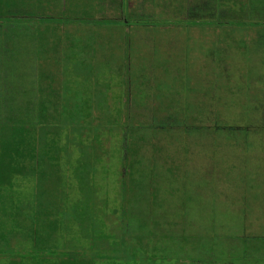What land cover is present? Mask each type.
Instances as JSON below:
<instances>
[{
    "label": "trees",
    "instance_id": "trees-1",
    "mask_svg": "<svg viewBox=\"0 0 264 264\" xmlns=\"http://www.w3.org/2000/svg\"><path fill=\"white\" fill-rule=\"evenodd\" d=\"M78 1L0 0V264H41L43 251L38 250V246L44 248L50 233L56 229L54 221L48 220L46 223L44 218L49 207L55 212L56 204L55 201L48 200L46 193L32 196L35 182L40 178L37 174L38 166L43 159H48L56 176L55 184H60L64 177L84 181L98 166V158L94 155L89 157L91 152L86 153L84 149L87 147L98 150L103 144L100 137L104 133L115 134V139H110L112 142L107 150L120 166V209L124 216L130 213L140 221L142 218L138 217L141 208L137 206L138 210H135L134 206L147 203L148 209L152 210L149 216L155 220V227L160 232L157 237L150 229L141 228L144 223L140 224L139 232L134 233H139V236H134L135 240H130L127 245L122 242L123 251L112 239V252L123 257L129 256L126 261L119 263L168 264L172 255L183 259L179 261L180 264H195L193 258L187 256L185 260L183 257L190 253L185 250L184 244H180L187 239L186 235L176 233L175 241L174 231L176 227L181 229L187 222V209L193 200L191 192L198 193V188L195 189L193 183H188L189 176L184 172L190 168L187 166L189 154L199 156L197 153L206 152L202 147L209 143L206 140L208 135L196 134L194 131L201 127L203 115L211 113L216 103L212 98L208 100L204 97H200L198 102L201 103L198 106L192 102V109H189L191 103L187 101H183L181 107L174 105L173 102L176 101L172 98L168 103L166 100L158 103L156 96L147 97L149 82L145 80L138 65L134 70V77L140 80L141 98L137 102L128 90L132 69L129 40L153 42L154 51H165L170 61H160V70L156 75L176 78L184 68L189 67V63L171 61V52L179 49L180 59H183V51L200 41H206L205 36L210 33L215 37L219 25L234 27L228 31L230 35L227 38L239 34H247L248 38L256 37L259 25L251 22L252 20L236 24L234 17V5L246 3L248 11L245 12L243 5L239 15L243 17L242 14H246L245 18H252L249 0H206L203 12L199 5L192 4L195 0H81V4ZM228 2L232 3V7ZM144 3H149L147 9L143 6ZM214 6L216 12H211ZM223 9H227L228 13L233 10L234 24L231 23L232 16H227L226 12H222ZM81 13L85 15L83 18L80 17ZM211 19L219 24L205 22ZM74 28L83 33L79 39L73 35ZM144 31L152 33L150 40L142 38ZM61 34H67L65 45L72 52L69 58L72 62L79 63L81 69L90 71V77H79L81 79L78 80V72L74 71V74L70 65L64 69L65 74L63 72L61 75L51 69H59L62 63L60 60L65 57L50 44L58 41ZM115 34L121 38L120 49L125 43L121 50L125 61H116L119 55L111 39ZM48 61L59 62V66L54 67L50 63L47 66L50 68L46 71ZM201 62L198 63L199 67L202 66ZM232 64L234 65V61ZM30 65H33L32 68L24 70ZM207 65L208 62L205 68ZM221 67L222 65L218 66ZM192 72L198 79L206 76L202 70L193 69ZM184 74L185 81L189 84L193 75L190 71ZM208 81L210 80L201 79L202 83ZM191 88L188 85V89ZM219 88L221 89V85ZM160 98L163 99L164 95ZM208 109L211 110L207 111ZM161 110L168 115H160ZM69 112L74 117H79V125L65 129L66 125L64 129L53 131L50 140L45 139V136L41 138L38 129L48 119L54 127L60 123L65 125ZM80 116L83 117L81 121ZM232 117H235L234 113ZM224 127L236 129L237 126L228 123ZM179 129L182 131L175 137L174 134ZM92 132L94 142L90 143ZM172 138L181 142L180 150L186 156L179 158L177 150V157L167 159L169 162L173 161L167 166V162L162 160L165 156L160 157L158 150L153 152L156 157L147 154L148 141L160 142L173 140ZM207 162L209 166L206 169L212 171L213 169H208L211 161ZM117 208H112V214L116 216L119 212ZM82 209L83 207H77L76 210L82 212ZM89 218L83 222L91 223L93 218ZM82 226L85 227V224ZM42 233L46 236H42ZM122 236L130 237L126 233L120 237ZM233 240L234 238L227 240L231 246L227 250L232 252L238 249V246L232 247L235 244L231 243ZM210 243L206 246L210 250L209 259L206 258L207 255L204 257L215 264H222V257L213 260L220 253L216 249V242ZM12 244L18 253L22 249L21 245H31L32 249H22L24 255L18 254L23 259L30 260L27 262L22 261L19 256L12 257ZM194 245V251L198 252L200 241L194 242ZM170 246L179 247L182 251L173 254ZM138 247L139 250H136ZM240 253L245 254L244 251ZM139 254L142 258L137 262ZM237 256L240 257L235 262L241 264L243 256ZM3 259L7 261L4 262ZM109 264H117L113 256L109 259Z\"/></svg>",
    "mask_w": 264,
    "mask_h": 264
},
{
    "label": "rangeland",
    "instance_id": "rangeland-1",
    "mask_svg": "<svg viewBox=\"0 0 264 264\" xmlns=\"http://www.w3.org/2000/svg\"><path fill=\"white\" fill-rule=\"evenodd\" d=\"M81 2L79 0L77 3L81 4ZM192 4L199 5L201 12H203V6H206L207 3L206 0H195ZM230 5L232 7V3H229ZM243 5L237 4L233 7L236 13L235 22L238 24L252 20L251 22L260 27L255 32L257 33L256 37L248 38L249 35L247 36V34H239L227 38V35H230L228 31L233 30L234 27L219 25V31L216 32L215 37L210 33L205 36L207 37L206 41H200L194 47L183 51V59H180L179 49L171 52V61H187L189 63V67L184 68L179 77L176 78L174 76L160 77L156 75L160 70L159 62L170 61V57L165 51H154L153 42L129 40V59L132 62V69L129 75L128 90L137 102L141 98V90L139 87L140 80L134 77V70L139 66L140 72L149 82L150 89H148L147 97L156 96L158 103L165 100L168 103L172 98L176 101L173 104L180 105V107L183 101L191 103L189 109L194 107L192 102L196 106L201 103L198 102L200 97L208 100L212 98L216 103L214 104L215 109L211 113L203 115L201 127L194 131L196 134L208 135L206 140L209 143L204 142V144L207 143V146L201 147L206 152L197 153L199 156L189 154L190 160L187 161V166L190 168L184 172L189 176L188 183H193L194 188H198V193L191 192L193 200L190 201L189 209H187V222L181 229L176 227L174 231L175 241L176 233L186 235L185 238L187 239L181 241L180 244L181 246L184 244L185 250L190 253L183 257L185 260L187 256L193 258L195 264L214 263L212 260H208L210 250L208 249V251L206 246L210 242H216V249L220 253L218 257L213 259L214 261L222 257V264H239L235 262V259L239 258L240 256L237 255L241 254L243 256L241 264H264V0H249L250 14L253 19L250 15L248 17L251 19L245 18L246 14H242L243 17L239 15L241 14L240 7ZM143 6L147 9L149 3H144ZM195 6L194 8H197ZM244 8H246L245 12L248 11L246 5ZM211 10V12H216L215 6ZM233 10L230 13L227 12V9L222 10L228 14L227 16H232L231 23H233ZM84 16L83 13L80 14V17L83 18ZM205 22L219 24V22H215V19L205 20ZM83 23L86 22L83 20ZM70 30L72 29L70 28ZM73 31V35L78 39L83 35L77 28H74ZM151 34L150 31H144L142 38L150 40ZM66 36L67 34H61L58 41L50 43L65 56H63V60H60L62 63L59 69H51L61 75L63 72L65 74V70L70 65L74 74V71L78 72V80L81 79L79 77H90V71L81 69L79 63L72 62L69 58L72 52L65 45L67 43ZM111 39L119 55L116 61H125L121 51L125 47V43L120 49L121 38L119 35L115 34ZM225 39L226 41H224ZM76 49L78 50V48ZM174 57L180 60H175ZM49 61L46 64V71L50 68L47 67L50 63L54 67L59 66V62ZM200 61H202V66L199 67ZM232 61H234V65ZM207 62L208 65L205 68ZM223 62L225 63L223 64ZM219 65L222 67L218 68ZM32 66H27L28 69L24 68V70L27 71ZM193 69L204 71L206 76L200 79L195 78ZM188 71L193 75L189 79V84L185 81L186 75L184 74H187ZM203 78L210 81L202 83L201 79ZM188 85L192 86L190 90ZM219 85H221V89ZM91 90L92 88H90V92ZM157 95H164V98L161 99ZM161 112L160 115H168L166 111L163 113L161 110ZM232 113L235 117L231 118ZM78 118L69 112V118L64 122L65 125L60 123L56 127L50 125L48 119V122L41 129H38V133L41 138L43 136L45 139L52 138L51 133L57 129H64L66 125L67 128L65 129L72 125H79L80 123H77ZM82 118L80 116V121ZM228 123L236 125V129H226L224 125ZM181 131L182 129H179L175 132V137ZM60 134L63 135V133ZM93 134L94 132L90 135V143L94 142ZM100 138L103 144L98 150L87 147L84 149L86 153L91 152L89 157L94 155L98 158L97 168L90 172L91 175L84 181H80L79 178L64 177L61 178L60 184H55L56 176L52 172L53 168L48 159H43L38 166L37 174L40 178L35 182L32 196L37 193H46L49 197L48 200L55 201L56 204L55 212H52V208L49 207L44 218L46 223L48 220L54 221L56 229L50 233L51 236L44 243V248L41 249L38 246V250L43 251L41 252V264H109V259L112 256L117 264H122L119 261L124 262L129 256L123 257L112 252V239L123 251L122 242L127 245L130 240L134 241V236H139V233L136 235L134 233L139 232L142 223L145 225L141 228L150 229L157 237L160 236L158 228L155 227L157 226L154 223L155 220L149 216L152 210L148 209L147 203L135 204L134 206L135 210L137 206L141 208L138 217L142 218L140 221L136 220L130 213L124 216L120 209L122 202L118 170L120 166L116 158L111 156L107 150L108 145L112 142L110 139H115V134L107 135L104 133V136ZM148 142L147 154L150 157H156L153 152L158 150L160 157L165 156L162 160L167 162V166L173 163L167 159L177 157V150H179L177 152L179 158L186 156L180 150L181 142H177L176 139ZM207 161H211L208 169L211 168L212 171L206 169L209 166ZM119 187L120 191L118 192ZM114 206L119 209L118 216L112 214ZM77 207H83L82 212H78ZM88 217L93 218V221L84 223L83 220L85 221ZM82 224H85V227ZM125 233L133 238L129 236H122L121 238V234L124 235ZM42 236H46V234L42 233ZM233 238L231 243L235 244H232V247L238 246V249L232 252L227 250L230 246V242L227 240ZM197 241H200L198 252L194 251V242ZM31 245H21V248L32 249ZM11 247L12 257H21L18 254L24 255L22 249L19 250V253L16 251L14 244ZM171 249L173 254L182 251L179 247H171ZM136 250H139V247ZM240 251H244L245 254L240 253ZM204 255H207L206 258L208 259ZM234 256L235 258H233ZM21 258L22 261L28 262L30 260V258ZM141 258L142 255L139 254L136 257L137 262ZM171 259L167 261L168 264H180L179 261L183 260L181 257L177 258L172 255ZM3 261L7 260L3 259Z\"/></svg>",
    "mask_w": 264,
    "mask_h": 264
}]
</instances>
